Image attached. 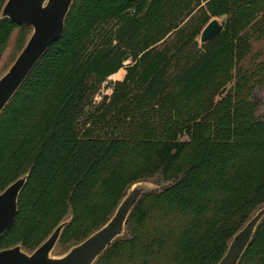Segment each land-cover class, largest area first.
<instances>
[{
  "label": "trees",
  "instance_id": "1",
  "mask_svg": "<svg viewBox=\"0 0 264 264\" xmlns=\"http://www.w3.org/2000/svg\"><path fill=\"white\" fill-rule=\"evenodd\" d=\"M6 1L0 56L17 29L21 43L28 34L1 17ZM260 5L74 0L62 36L0 114V192L28 174L0 250L33 248L69 213L60 239L84 240L133 183L160 175L169 184L140 198L127 234L94 264H217L264 204V119L252 99L264 76L239 70L234 86L210 91L246 56ZM224 14L223 32L201 44ZM104 83L112 92L98 102ZM239 264H264V219Z\"/></svg>",
  "mask_w": 264,
  "mask_h": 264
},
{
  "label": "water",
  "instance_id": "2",
  "mask_svg": "<svg viewBox=\"0 0 264 264\" xmlns=\"http://www.w3.org/2000/svg\"><path fill=\"white\" fill-rule=\"evenodd\" d=\"M74 0H7L1 17L32 28L23 49L0 77V114L31 74L51 45L63 34L65 21ZM227 16L214 17L202 29L200 43L206 44L225 29ZM129 57V55H127ZM28 174L18 178L0 192V238L14 225L19 197ZM149 188L133 183L121 199L112 217L99 229L60 255L52 252L72 217L63 220L36 249L29 252L21 244L0 250V264H94L115 239L124 234L133 208ZM264 219V204L233 236L224 256L217 264H239L256 229Z\"/></svg>",
  "mask_w": 264,
  "mask_h": 264
},
{
  "label": "rangeland",
  "instance_id": "3",
  "mask_svg": "<svg viewBox=\"0 0 264 264\" xmlns=\"http://www.w3.org/2000/svg\"><path fill=\"white\" fill-rule=\"evenodd\" d=\"M22 30L17 29L11 39L9 40L6 48L2 52L0 56V77L7 72L10 66L13 64L21 50L23 49L25 43L19 42V37L21 35ZM26 34V41L32 33V28L28 27ZM244 34L246 35L249 43L250 49L246 53V56L237 64V66L230 72H223L221 73L215 81L210 86V91L220 92L222 90L228 89L235 85L237 78H238V71H245L250 70L253 74L257 77L264 76V5H260L258 9V13L255 17L251 20V22L246 27ZM125 70L121 69L118 73L111 77V80L117 81L121 80L124 77ZM112 90L107 89L105 87V83L101 88L100 96L97 97L98 102L102 99V95L104 94H111ZM252 99L258 102L257 108V116L264 119V88L261 86H257L254 89V93ZM137 182L144 184L149 188V190H161L165 186L169 184L166 180H164L160 175H153L145 177ZM72 217V214L69 213L67 218ZM64 219V220H65ZM56 226H53L46 234L45 237L42 238L40 243L33 248H25L26 251H32L36 249L43 241H45ZM88 233V232H87ZM86 231L83 234H80L79 237H62L57 242L52 254L53 255H60L68 251L73 245L81 242V240L88 235ZM91 233V232H89ZM127 234V229L125 228L124 234Z\"/></svg>",
  "mask_w": 264,
  "mask_h": 264
}]
</instances>
